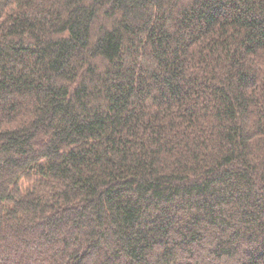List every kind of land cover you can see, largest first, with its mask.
I'll return each instance as SVG.
<instances>
[{"label":"trees","instance_id":"1","mask_svg":"<svg viewBox=\"0 0 264 264\" xmlns=\"http://www.w3.org/2000/svg\"><path fill=\"white\" fill-rule=\"evenodd\" d=\"M0 264H264V0H0Z\"/></svg>","mask_w":264,"mask_h":264}]
</instances>
